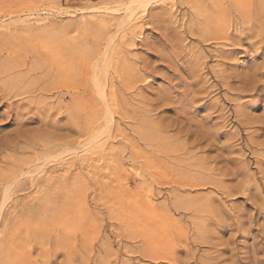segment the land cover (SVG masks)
Masks as SVG:
<instances>
[{"label": "rangeland", "instance_id": "374dc122", "mask_svg": "<svg viewBox=\"0 0 264 264\" xmlns=\"http://www.w3.org/2000/svg\"><path fill=\"white\" fill-rule=\"evenodd\" d=\"M135 2L0 0V264H264V0Z\"/></svg>", "mask_w": 264, "mask_h": 264}, {"label": "bare ground", "instance_id": "6f19581e", "mask_svg": "<svg viewBox=\"0 0 264 264\" xmlns=\"http://www.w3.org/2000/svg\"><path fill=\"white\" fill-rule=\"evenodd\" d=\"M136 2L134 3V4H132L129 8H128V12H127V16L125 17V19L124 20H122L121 21V23H120V25L121 26H125V25H127V24H132V22H134V17H137V15L135 16V14H136V10L139 8V9H141V10H137V11H143L144 13H143V15L144 14H146L145 12L147 11V7L151 4L150 2L152 1V0H135ZM64 9H62V11H63ZM93 10V9H92ZM90 11V10H89ZM94 11H96V9L95 10H93V12ZM142 13V12H141ZM118 29V28H117ZM119 31V30H118ZM115 34V33H114ZM112 36V35H111ZM114 39H115V36L114 37H110L109 36V38H107V41H106V43H107V45H105V48L103 49H101V50H99L98 48L96 49V50H93V53L91 54V56H90V58L91 59H96V58H98V62L100 63V62H104V60L106 61V63H107V65H108V67L109 66H112V61L111 60H109V59H106V53H107V51L111 48V47H113V42H114ZM113 44V45H112ZM103 50H105L104 52H103ZM110 52V51H109ZM89 53H91V52H89ZM111 53V52H110ZM109 54V53H108ZM112 55V54H111ZM89 56V55H88ZM108 57V56H107ZM89 58V59H90ZM111 59V58H110ZM25 61V60H24ZM97 61L95 60L94 62L95 63H97ZM118 63L119 62H117L115 65H114V67L112 66V67H109V69H110V71H111V73L107 76V77H105L104 76V74H103V71H102V69L98 66V64L97 65H94L93 66V68H91V73H90V71L88 70V69H86V67H82L83 68V71H82V74H81V79H86L87 77L86 76H88L89 74V79L91 80V82L97 87V91L99 92V94L101 95V102L103 103L102 105H103V111H104V114H103V117H102V119H101V121L103 122V123H105V125H106V127H110L112 124H113V122H114V106L116 105V103H117V93H118V89H117V80H118V82H120V83H125V85L126 86H129V82H127V75L130 73L131 74V72L133 73V71L134 70H131L130 72L127 70V69H125V68H120L119 66H118ZM27 64H28V62H27ZM21 65L22 66H24L25 65V63H23V60H22V63H21ZM121 65H122V63H121ZM15 66V65H14ZM14 66H12V68H10V69H7L6 71H3L5 74H10L11 73V70L13 71V69L15 68ZM84 66H86V65H84ZM102 67H103V65H102ZM28 68V67H27ZM22 69V68H21ZM25 69V68H24ZM109 69H107V71L109 70ZM30 70V69H29ZM31 71V70H30ZM30 71H28V72H30ZM28 72H26L27 74H28ZM25 73V74H26ZM39 73V72H38ZM37 73V74H38ZM105 73V72H104ZM31 74V73H30ZM29 74V75H30ZM58 76V78H60L61 77V73H56ZM106 74V73H105ZM44 76V75H43ZM73 76H75V74L73 75ZM47 77V76H46ZM52 77V76H51ZM55 77V76H54ZM53 77V78H54ZM40 80V79H39ZM38 80V81H39ZM34 82V81H33ZM36 86V85H35ZM33 87V86H32ZM26 88H28V86H26ZM35 89V88H34ZM40 90V89H39ZM79 89L77 88V84L75 85V87H74V92L75 91H78ZM26 93H29V91H27V89H26V91L25 92H23V93H21V94H26ZM33 93H34V91H33ZM28 95V94H27ZM77 95H78V98H80V93H77ZM19 96V95H18ZM76 99V98H75ZM77 100V99H76ZM139 128V127H138ZM100 131V130H99ZM137 130H135L134 131V133L136 132ZM101 132H102V130H101ZM96 134H98V133H96ZM138 134H140L141 135V130H139V132H138ZM137 135V134H136ZM139 135V136H140ZM98 135H94V136H92L91 137V140H90V138H88L87 140H88V144H91V142H93V140H95V138L97 137ZM90 137V136H89ZM140 138H142V137H140ZM86 142V141H85ZM84 145H85V143H84ZM83 146V145H82ZM1 152V151H0ZM3 154V153H2ZM5 159H7V158H5ZM8 160V159H7ZM6 160V161H7ZM11 161V159H9V161H8V163ZM41 161V160H40ZM3 162H5V161H3ZM8 163H7V165H8ZM18 164V163H17ZM4 165H5V163H4ZM10 165V164H9ZM40 166H42V165H40ZM43 166H45V165H43ZM2 167V166H1ZM0 167V169L1 170H4V169H2ZM5 166H3V168H4ZM11 168H12V166H11ZM42 168V167H41ZM5 171V170H4ZM20 172V171H19ZM35 172V171H34ZM1 173H2V171H1ZM5 174H7L6 172H4ZM18 173V172H17ZM25 172H23V174H24ZM29 174H31V171L30 172H28ZM14 173L12 172V174H11V172L9 173V170H8V175L6 176V175H4V174H1L0 175V183H2V182H4V183H6L7 181L9 182V180H10V178H12L14 175H16V174H14ZM20 174V173H19ZM32 174H33V171H32ZM31 174V175H32ZM177 174V173H176ZM13 175V176H12ZM21 175V174H20ZM24 175H27V173L26 174H24ZM24 175H22V176H20V178L21 177H23ZM33 176V175H32ZM15 178H16V176H14ZM25 178V177H24ZM24 178H22V179H24ZM47 178V177H46ZM19 179V178H18ZM17 179V180H18ZM33 179V178H32ZM16 180V179H15ZM17 180H16V182H17ZM21 180V179H20ZM20 180H18V181H20ZM39 180V179H38ZM44 180V179H43ZM10 181H12V180H10ZM33 181V180H32ZM45 181H46V179H45ZM45 181H42V182H45ZM47 181H49V180H47ZM45 182V183H48V182ZM27 182V181H26ZM22 183V182H21ZM29 183H32V182H29ZM41 183V182H40ZM40 183H37L38 185L37 186H39V184ZM44 183V184H45ZM7 184V183H6ZM5 184V185H6ZM13 184H15L14 183V181H13ZM20 184V183H19ZM32 184H34V183H32ZM42 184V183H41ZM43 184V185H44ZM8 186H5V188L3 189V195H4V198H3V196H1L3 199H2V202L0 201V203H2L1 204V208H0V212H3L4 210L3 209H5V206H6V203H9V199H8V195L10 194L9 192H11L10 190L13 188V186H15V185H13L12 186V184H7ZM24 185V184H23ZM27 186V185H26ZM28 186H29V184H28ZM34 186H36V185H34ZM42 186V185H41ZM46 186V185H45ZM21 187V186H20ZM24 187V186H23ZM31 187V186H30ZM29 187V188H30ZM28 188V187H27ZM33 188V187H32ZM38 188V187H37ZM40 188V187H39ZM42 188V187H41ZM40 188V189H41ZM19 189H21V188H19ZM24 190H26L25 188H23ZM21 191V190H20ZM15 192H16V190H15ZM2 193V192H1ZM1 195V194H0ZM12 195V194H11ZM44 196V195H43ZM0 197V198H1ZM11 198V197H10ZM40 198H42V197H40ZM43 199H45V198H43ZM43 199H41V200H43ZM87 201V200H86ZM2 220V219H1ZM1 224V223H0ZM7 228V227H6ZM7 232V231H6Z\"/></svg>", "mask_w": 264, "mask_h": 264}]
</instances>
